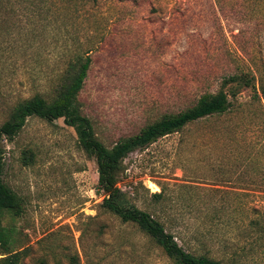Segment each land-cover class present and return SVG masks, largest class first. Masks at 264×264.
<instances>
[{"label": "rangeland", "instance_id": "rangeland-1", "mask_svg": "<svg viewBox=\"0 0 264 264\" xmlns=\"http://www.w3.org/2000/svg\"><path fill=\"white\" fill-rule=\"evenodd\" d=\"M41 1L0 0V126L19 102L50 96L78 54L91 58L82 113L107 147L223 91L228 113L135 150L117 187L185 250L264 264V0ZM242 72L254 89L223 84ZM0 146L2 182L23 203L0 226L22 264H174L102 209L96 162L62 119L28 118Z\"/></svg>", "mask_w": 264, "mask_h": 264}, {"label": "trees", "instance_id": "trees-1", "mask_svg": "<svg viewBox=\"0 0 264 264\" xmlns=\"http://www.w3.org/2000/svg\"><path fill=\"white\" fill-rule=\"evenodd\" d=\"M44 1L42 0L41 3ZM90 64L91 58L88 54L75 55L65 63L50 96L45 97L37 93L16 104L7 121L0 126V144L3 138H12L17 135L28 118L35 117L51 124L62 119L66 126L74 130L79 148L88 157L94 158L96 162L97 192L103 198L101 207L105 212L117 217L121 223L137 227L174 264H242L231 260L236 256V252L229 254L230 259L225 262L211 259L194 250H185L179 243L182 239L177 236L173 227L167 229L163 222L132 205L126 194L117 187V177L122 172L123 161L129 154L149 146L159 138L182 130L188 124L228 113L232 105L227 94L221 90L215 94H204L185 111L177 115L164 116L159 121L143 128L137 135L107 147L97 139L90 119L82 113L78 99ZM222 82L224 85H233L238 90L255 88L252 78L244 72L229 76ZM260 93L264 97V84L260 85ZM2 155L3 151L0 146V220L4 213L19 216L23 208L19 196L2 182ZM162 196L161 191L154 194L153 198L161 200ZM245 210L248 211L247 207ZM182 242L184 244V241ZM12 244L13 232L0 226V264H22V253L14 251Z\"/></svg>", "mask_w": 264, "mask_h": 264}]
</instances>
